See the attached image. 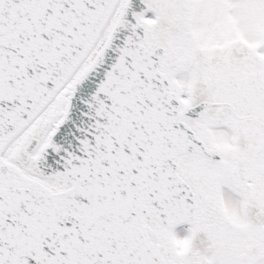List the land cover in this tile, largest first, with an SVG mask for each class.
<instances>
[{"label":"snow or ice","instance_id":"6c2138e0","mask_svg":"<svg viewBox=\"0 0 264 264\" xmlns=\"http://www.w3.org/2000/svg\"><path fill=\"white\" fill-rule=\"evenodd\" d=\"M0 264H264V0H0Z\"/></svg>","mask_w":264,"mask_h":264}]
</instances>
